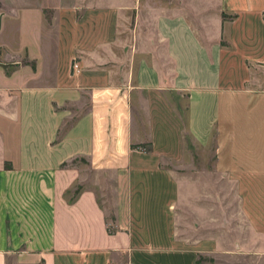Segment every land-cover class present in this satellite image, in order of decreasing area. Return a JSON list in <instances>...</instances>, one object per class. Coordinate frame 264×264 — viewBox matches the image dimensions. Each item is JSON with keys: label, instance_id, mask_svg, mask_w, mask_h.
<instances>
[{"label": "crops", "instance_id": "0c3cea01", "mask_svg": "<svg viewBox=\"0 0 264 264\" xmlns=\"http://www.w3.org/2000/svg\"><path fill=\"white\" fill-rule=\"evenodd\" d=\"M7 23L31 64L0 73V264L264 263V0H20Z\"/></svg>", "mask_w": 264, "mask_h": 264}, {"label": "rangeland", "instance_id": "374dc122", "mask_svg": "<svg viewBox=\"0 0 264 264\" xmlns=\"http://www.w3.org/2000/svg\"><path fill=\"white\" fill-rule=\"evenodd\" d=\"M10 2L14 3H20V0H0V18H2L5 15V9L6 5ZM21 34L18 32V30L10 23L4 24L2 27V30L0 32V47L5 46L9 50H14L15 52L19 51V48H21ZM21 41V42H20ZM30 65L31 63L28 62V59L24 56H20L19 58H9L6 57L4 53H2V50L0 49V73L6 75L7 77H10L14 72L20 71V67L22 65ZM33 67V64L31 65ZM264 76V74H263ZM264 84H262V87ZM74 164L77 165L80 169H84V163L83 161H74ZM75 191V190H74ZM73 193H70L67 198H71ZM101 202V201H100ZM121 261H115L113 264H120ZM198 264H211L208 262L207 259L199 258ZM236 264H262L257 263L253 260H240ZM264 264V263H263Z\"/></svg>", "mask_w": 264, "mask_h": 264}, {"label": "built area", "instance_id": "2783aa9c", "mask_svg": "<svg viewBox=\"0 0 264 264\" xmlns=\"http://www.w3.org/2000/svg\"><path fill=\"white\" fill-rule=\"evenodd\" d=\"M77 67H78L77 63H74V64L72 65V68H73V69H77Z\"/></svg>", "mask_w": 264, "mask_h": 264}, {"label": "trees", "instance_id": "16d2710c", "mask_svg": "<svg viewBox=\"0 0 264 264\" xmlns=\"http://www.w3.org/2000/svg\"><path fill=\"white\" fill-rule=\"evenodd\" d=\"M77 194V192L75 193V195ZM75 197V196H74ZM74 197L73 198H70V202L74 200Z\"/></svg>", "mask_w": 264, "mask_h": 264}]
</instances>
